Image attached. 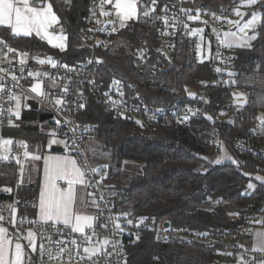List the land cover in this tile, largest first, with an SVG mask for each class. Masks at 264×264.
Instances as JSON below:
<instances>
[{"label": "built area", "instance_id": "1", "mask_svg": "<svg viewBox=\"0 0 264 264\" xmlns=\"http://www.w3.org/2000/svg\"><path fill=\"white\" fill-rule=\"evenodd\" d=\"M192 1L176 0L175 4L177 8L200 9L201 21H207V24L201 21H188L187 17L183 15H180V20L188 23L191 28L204 29L202 34L204 51L202 54L208 56L207 43L211 41V56L201 63V52L196 45L201 44L202 41L199 36L188 35L182 23H177L176 27L166 28L161 21H157L155 40L141 38L131 43L133 45L130 49V54L133 57L132 69L138 73V76L135 79H113L121 81L119 90L124 92L123 97L119 95L117 86L112 84L113 80L105 82L100 78L101 63H96V61H104V52L116 53L119 50V45H126L129 42L124 39L123 35L118 37L122 44L115 42L114 35L119 33L121 28L117 23L118 31L116 33L111 32L112 25L108 21L115 19V17L107 18L99 15V0H90L89 14L84 21L81 38L77 44L79 48H86L88 55L85 60L78 62L75 66L62 62L56 56L39 48L19 49L13 44V39L16 37L4 38L0 35V37L7 40L9 46L16 48L18 52L28 53V63L24 66L26 79L20 81L19 86L15 88V92L20 94L22 98L25 95L32 98L24 101L26 106H22L21 115L30 111L39 113V116L42 113L48 114L51 117L47 121L50 122L52 129L58 127L55 124L56 119H60L62 122L72 121L74 125H79L80 127L75 132V136L80 138L77 139V144L85 152V156L80 159L81 162L86 160L89 167H100L91 163L85 151L86 139L96 138L98 127L95 124L81 122L79 115L94 97L100 100L108 110L128 119L133 127L156 129L160 125L172 122L181 126H189L193 122L204 123L209 126L210 149L207 154L194 151V155L205 157L211 163H216L217 160H228L227 157H231L230 160L237 157L239 163H244V155L251 154L258 163L264 166V140L257 139L259 131L263 129L261 128V122L251 125L245 134L235 130L230 131L228 125L238 114L242 105L236 102L233 95L226 100H220L216 97L222 89L229 86L233 88L239 82V71L237 69L239 51L238 47L233 46L229 49L219 44L216 33H219L222 39L223 33L229 30L230 25L223 20H214L208 13L215 12L217 16L233 20L235 14L232 9L236 8V5L225 4L219 10L212 11L206 6H194ZM161 7L163 5L157 7V14H161ZM104 10L109 11L107 5ZM94 12L95 15H93ZM192 14L195 15V11ZM172 15H179V13L176 9H173ZM97 20L100 21L99 24L96 23ZM213 29L216 30V33L212 31ZM55 31L58 32L57 27H55ZM140 49L144 50L143 53L140 52ZM4 52H6V49L3 45H0V67L9 71H16L19 76L21 66L17 62V53L7 54V59L11 60L14 65L12 67L5 61ZM217 52L220 53L219 57L216 56ZM141 55H143V59L140 58ZM34 57L41 59L51 57L57 62V67L53 68L47 63L41 65ZM89 61H92V63H89ZM63 65L68 67L65 68ZM204 65H207L209 72L211 71L210 76L201 71L199 75L191 74V78L183 79L187 70L194 71L195 68ZM217 68L220 69L219 72L216 71ZM28 71L40 72L41 74L48 73V76L41 75L39 79L44 82L45 91L52 93L54 97L63 95L68 101L62 111L58 112L50 99L36 97L35 94L28 91L29 85L35 82L32 77H27ZM0 75L4 74L0 73ZM53 79L57 84L55 88L52 87ZM91 81L95 83H91ZM4 82L9 86L13 83L10 77H5ZM61 86L68 87L67 94L61 92ZM80 93H83V95H80ZM105 93H108V96L117 103L115 105L109 103L108 96ZM120 101H123V103H120ZM78 104H84L85 107L79 108ZM228 115H230L229 118ZM8 119L9 117L6 114L0 116V120L4 121L0 125V136L5 138L10 136L14 140L11 135L7 134V131L12 128L7 124ZM12 119L15 123V118ZM137 121H140V123H136ZM64 131H67V126L64 127ZM61 137L69 139V137ZM18 141L24 140L20 139ZM69 143H71L70 139ZM23 151L24 149L15 144L13 145V155L22 154ZM71 154L77 155L75 151H72ZM3 163L9 162H0V169ZM102 171L107 173V178L101 188L108 203L107 209L103 212L95 229L97 236L94 239L102 240L106 237L116 247L113 249L108 246V251L112 255L101 258L99 264H128V246L140 236L142 230L154 231L155 238L160 243H201L213 249L218 264H241L242 257L247 264H256L257 255H253L246 250L241 240L251 236L254 228L264 220V191L261 197L251 198L244 203L238 197L220 198L216 195L213 196L211 202L215 206L226 207L231 205L235 207L239 211L240 223L225 227L220 231H202L200 229L174 227L170 221L157 223L152 218H147L141 223V216H136L133 211L120 205V200L113 191V184L108 181V169ZM252 174L257 175L258 173ZM95 179H99V176H96ZM249 183L245 184L246 188L241 191V197L251 196L253 188H248ZM0 191L3 193L1 186ZM0 208L5 211L4 202H0ZM92 209L96 214L97 209L95 207H92ZM123 213L129 215L125 217L122 215ZM3 214L5 221L0 222V224L8 227L10 234L18 233L23 237L26 236L29 228H33L37 232L40 231L38 227L28 224L27 221L23 225L17 224V228L13 229L8 223L9 211H5ZM117 215L120 216L123 232H118L112 222H108V229L99 227V224L105 222V217L115 218ZM19 218L18 213L17 219ZM127 220H132L133 223L128 224ZM71 236H77L78 238V234H71ZM53 239L58 240L60 237L54 235ZM45 247L46 249H52L54 254L58 251L55 245H50L46 241ZM68 248L70 252L64 254L65 258L63 260L48 261L45 257L44 264H69L67 257L71 254L72 245L69 244ZM29 257L30 260H26L25 264H41L38 253L32 254L29 252ZM77 259L73 258L71 264H77ZM79 264H91V262L84 260L79 261Z\"/></svg>", "mask_w": 264, "mask_h": 264}, {"label": "trees", "instance_id": "2", "mask_svg": "<svg viewBox=\"0 0 264 264\" xmlns=\"http://www.w3.org/2000/svg\"><path fill=\"white\" fill-rule=\"evenodd\" d=\"M50 1L60 18V26L68 35L66 50L61 51L35 35L16 37L13 44L22 50L42 49L60 61L75 66L88 55V50L77 47V44L89 14L90 0ZM175 1L160 0V5ZM192 2L194 6H206L209 10L217 11L225 4L239 5L240 0ZM248 11H259L262 15L261 25L256 29L257 39L252 41L251 47H238L237 85L226 87L216 95L217 99L226 100L233 95L234 89L247 90L246 102L228 125L230 131L241 134H245L251 125L261 122L264 115V3L248 8ZM4 34L5 38H9L7 32ZM155 34L156 23H127L114 35V40L122 44L118 37L123 35L129 43L119 45L116 53L104 52L100 78L105 82L116 78L135 79L138 73L132 69L131 43L141 38L155 40ZM201 71L211 75L207 65H204L194 71L187 70L183 79L191 78V74L199 75ZM79 119L98 127L96 148L110 161L108 181L113 184L114 192L122 202L120 205H125L123 208L133 211L138 217L152 218L157 223L170 221L174 227L220 231L240 223L239 211L231 205L215 206L211 202L213 196L238 197L244 203L263 195L264 182L251 174L258 173L256 176L264 177V166L251 154L244 155V163H239L237 157L235 163L230 159L211 163L205 157L194 155V151L207 154L210 149L209 126L204 123L193 122L189 126H181L172 122L156 129L133 127L128 119L108 110L95 97L80 113ZM15 124L18 127L7 131L14 141L23 139L47 150L49 136L43 131L46 124L40 120L39 113L25 112ZM257 139L264 140V128L259 131ZM0 171V186L12 188L11 193L0 194L5 211H8L7 205L19 201L16 204L19 216L36 218L37 209L32 205L38 201V183L19 184V166L14 162L3 163ZM249 181L255 186L253 192L250 197H241V188ZM127 254L128 264H218L212 248L201 243H160L155 238V232L150 230L141 231L139 239L128 246Z\"/></svg>", "mask_w": 264, "mask_h": 264}, {"label": "snow or ice", "instance_id": "3", "mask_svg": "<svg viewBox=\"0 0 264 264\" xmlns=\"http://www.w3.org/2000/svg\"><path fill=\"white\" fill-rule=\"evenodd\" d=\"M259 3H264V0H240L239 6L232 9L233 13L239 17L237 20L217 16L215 12L208 13L214 20H223L236 28V31L224 32L222 39L215 29L212 30L216 33L220 45L229 49L234 45L237 47L252 46L250 41L257 39L256 29L261 25L262 18L256 11L249 13L240 9H251ZM106 5H111V10L105 11ZM159 5L160 0H99L98 7L100 16L115 17V19L108 21L112 25V33L118 31L117 23H119L120 28H125L128 21H143L145 24L151 23L152 25H155L157 21H161L166 28L176 27L177 23H182L188 35L199 36L202 41L201 44L196 45L201 52V63L204 62V59L209 58L211 56V41L207 43L208 56L202 54L204 51V38L202 35L204 29L199 27L191 28L188 23L180 20V15H183L187 17L188 21H201V10L184 7L177 8L175 3L166 2L160 8L161 14H157ZM173 9H176L179 15H172ZM193 11H195V15L192 14ZM95 14L94 12L93 15ZM246 16H250V18L245 20ZM201 22L207 24V21ZM96 23L99 24L100 21L97 20ZM58 25H60V18L53 10L51 2H45V0H0V27L8 29L9 35L12 37H30L35 34V36L46 40L53 47L65 51L67 37L63 34L62 27L60 32L56 33L55 27ZM249 31L252 32V35L248 34ZM0 45H3L6 49V52H4L6 62L14 67L12 61L7 59V54L17 53V62L21 66L19 68V76L16 71H9L0 67V73L4 74L0 75V116L6 114L9 117L7 120L8 126L18 127L12 118L19 120L21 118V108L26 106L24 101L32 98L27 95L22 98L20 94L15 92V88L19 86L20 81L26 79L24 66L28 63V53L18 52L16 48L9 46L7 40L3 37H0ZM143 51V49H140L141 53ZM219 55L220 53L217 52L216 56L219 57ZM140 58L143 59V55ZM34 59H37V62L41 65L47 63L53 68L57 67V62L51 57L43 59L34 57ZM102 62L100 60L96 61V63ZM89 63H92V61H89ZM63 67L67 68L68 66L63 65ZM216 71L219 72L220 69L217 68ZM41 75L48 76V73L27 72V77H32L35 81L29 85L28 91L35 94L36 97L50 99L57 111H62L68 101L63 95L54 97L52 93L45 91L44 82L39 79ZM5 77H10L13 82L11 86L4 82ZM91 83L95 82L91 81ZM112 84L117 86L119 95L123 97L124 92L119 90L121 81L113 80ZM52 87H57L55 79H53ZM60 90L63 94H67L69 91L67 86H61ZM80 95H83V93H80ZM105 95L108 96V93H105ZM108 102L112 105L117 103L110 96H108ZM120 103H123V101H120ZM78 107L84 108L85 105L78 104ZM3 123L4 121L0 120V125ZM136 123L139 124L140 121ZM55 124L58 127L48 132L50 139L47 142V149L51 151L53 145H63L68 150L69 154L67 155H42L39 148L36 151H29V145L26 141H14L10 137L0 136V162H14L19 166V184L22 185L24 183L26 172L29 175L32 171L42 173L38 201L32 205V207L37 209L36 218L20 217L17 219L19 209L16 204L19 201L7 205L10 213L8 223L13 229L17 228V224L23 225L27 221L28 224L38 227L40 231L37 232L33 228H29L26 236L22 237L18 233L10 234L9 228L0 224V264H25L26 260H30L29 252L32 254L38 253L41 264H44L45 257L48 261L63 260L65 258L64 254L70 252L69 244L72 245L71 254L67 257L69 264H71L73 258H78L77 264H79V261L84 260L91 262V264H99L101 258L112 255L108 251V246L113 249L116 247L106 237L102 240L94 239L97 236L95 229L98 222L103 212L107 209L108 202L101 185L107 178V173H103L102 170L106 169L108 165L89 167L86 160L81 162L80 158L85 156V152L77 144V139L80 138L75 136V132L80 126L74 125L72 121L66 120L62 122L60 119H56ZM65 126H67V131H64ZM261 128H264V119H261ZM60 136L69 137L71 143H69V139H60ZM14 144L24 149L22 154L13 155ZM72 151H75L77 155L73 156L71 154ZM227 158L231 159V157ZM40 161H42V168H37L32 163ZM220 162L219 160L216 161V163ZM245 175L248 174L246 173ZM96 176H99V179H95ZM256 179L264 182V177L257 176ZM254 187L252 183L248 184V188ZM2 191L11 193L12 188L5 187ZM89 206L97 209L95 215L80 211L81 207L86 208ZM3 211L4 209L0 208V222L5 221ZM122 215L127 217L129 214L123 213ZM145 219L147 218L142 217L140 222L143 223ZM108 222H112L118 232H123L119 215L115 218L111 216L105 217V222L99 224V227L108 229ZM127 223L132 224L133 221L127 220ZM71 234H78V238L77 236H71ZM54 235L59 236L60 239L54 240ZM257 235L260 238L258 250L264 251V232L257 233ZM21 239L26 240L27 244H22L20 242ZM45 241L50 245H55L58 251L54 254L52 249H46ZM241 264H247L243 257L241 258ZM261 264H264V261Z\"/></svg>", "mask_w": 264, "mask_h": 264}, {"label": "crops", "instance_id": "4", "mask_svg": "<svg viewBox=\"0 0 264 264\" xmlns=\"http://www.w3.org/2000/svg\"><path fill=\"white\" fill-rule=\"evenodd\" d=\"M45 1L46 2H51L50 0H45ZM107 9L110 10L111 9V5H107ZM107 18H109V17H107ZM129 22H131V21H128L127 23H129ZM56 27L58 28V32H56V33H59L61 26L58 25ZM5 32H7V35L10 37L9 30L6 29V28H4V27H0V35H2L4 38L6 37L5 36L6 34H4ZM63 34L67 37V40L65 41V43L68 46V35H67V33L64 32V30H63ZM33 35H35V34H33ZM44 41H46V40H44ZM250 43H252V41H250ZM235 47H237V46H235ZM57 146H60V145H57ZM38 148L40 150V154H42V155H49V154H54V155H67V154H69V153H67L68 151L65 148H64V151L63 152H55V151H52V150L49 151L48 149L47 150H42V148L39 145H36L33 148L32 147H29L28 150L29 151H36ZM32 163L37 168H42V161H40V162H32ZM19 180H20V175H19ZM28 183H35V184L38 183V185H39L38 190L40 191V185L42 183V173H38L36 171H32L31 174L29 175V173L26 172L25 173L24 183L23 184H28ZM3 188H5V187H2V189ZM0 194L2 195L3 193L0 191ZM38 196H39V193H38ZM80 211H82V212H84L86 214H93V215H95V212L91 208V206L86 207V208L85 207H81L80 208ZM2 226H4V225H2ZM4 227H6V226H4ZM261 232H264V220L254 228L253 233H252L251 236L245 237V238H243L241 240L242 241V245H243V247L246 250H248L253 255H257V262H256V264H261V262L264 261V251L258 250L259 244H260V238L258 237L257 233H261ZM20 242L22 244H25V245L27 244V241L26 240H20Z\"/></svg>", "mask_w": 264, "mask_h": 264}, {"label": "rangeland", "instance_id": "5", "mask_svg": "<svg viewBox=\"0 0 264 264\" xmlns=\"http://www.w3.org/2000/svg\"><path fill=\"white\" fill-rule=\"evenodd\" d=\"M46 2V1H45ZM239 5H236V7H238ZM241 11L243 12H249L248 11V8H241L240 9ZM262 18V15H261V12L259 11H256ZM250 13V12H249ZM250 18V16H246L244 19H248ZM239 19V17H237L235 15V18L233 20H237ZM262 20V19H261ZM243 22V21H242ZM228 31H236V28L233 27L232 25H230L229 27V30ZM249 35H252V32L249 31L248 33ZM236 102L240 105H244V103L246 102V99H247V90L246 89H243V88H238V89H234L233 92H232ZM230 117V115H228V118ZM264 118V115H262L261 119ZM42 123L46 124V126L43 127V131L45 132H49L50 130H52L50 124H49V121L45 120V121H42ZM49 124V125H48ZM10 136H8L7 138H9ZM11 138V137H10ZM60 139H64L62 138L61 136L59 137ZM50 139V137H49ZM48 139V140H49ZM25 141V140H24ZM29 145V147L31 146H36L34 144H30V143H27ZM39 145V144H38ZM63 147V145H60ZM32 147V148H33ZM68 151V150H67ZM66 151V152H67ZM85 151H86V154L89 158V160L91 161L92 164L96 165V166H102V165H108V163L110 162L109 159L107 158V155H104V153H102L99 149L96 148V141H95V138H87L86 139V142H85ZM68 153V152H67ZM108 169V167H107ZM251 176L254 178H256V174H251ZM250 182V181H249ZM252 183V182H250ZM253 184V183H252ZM125 206V205H123ZM122 206V207H123ZM92 208V207H91ZM126 208V207H125Z\"/></svg>", "mask_w": 264, "mask_h": 264}, {"label": "water", "instance_id": "6", "mask_svg": "<svg viewBox=\"0 0 264 264\" xmlns=\"http://www.w3.org/2000/svg\"><path fill=\"white\" fill-rule=\"evenodd\" d=\"M254 57L252 56V58L251 59H253ZM51 116L50 115H48V114H45V113H42V114H40V120L41 121H45V120H47L48 118H50ZM52 151H55V152H63L64 151V147H62V146H57V145H53V147H52V149H51ZM246 188V186L244 185V186H242V188H241V190H243V189H245ZM167 225L169 224V223H166Z\"/></svg>", "mask_w": 264, "mask_h": 264}, {"label": "bare ground", "instance_id": "7", "mask_svg": "<svg viewBox=\"0 0 264 264\" xmlns=\"http://www.w3.org/2000/svg\"><path fill=\"white\" fill-rule=\"evenodd\" d=\"M52 128V127H51ZM235 161V160H234ZM114 191V190H113ZM116 193V192H115ZM118 196V195H117ZM119 199V198H118ZM122 202L120 201V204H121ZM178 227V226H177ZM194 244V243H193Z\"/></svg>", "mask_w": 264, "mask_h": 264}]
</instances>
